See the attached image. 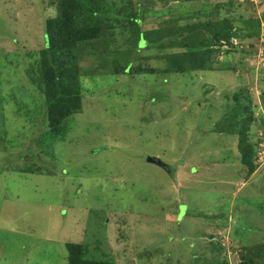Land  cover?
<instances>
[{"label": "rangeland", "instance_id": "374dc122", "mask_svg": "<svg viewBox=\"0 0 264 264\" xmlns=\"http://www.w3.org/2000/svg\"><path fill=\"white\" fill-rule=\"evenodd\" d=\"M224 1L127 0L124 7L144 10L139 23L156 32ZM249 1L229 11L256 15L257 37L224 44L207 71L138 73L165 71L158 55L172 51L134 52L121 43L127 23L113 21V41L81 47L82 107L56 136L45 95L29 73L46 45L54 6L0 0V264H69L68 242L117 264H194V253L204 264L219 245L229 264H242L244 245L253 253L262 246L264 0ZM116 2L117 11L124 8ZM116 62L135 70L117 73ZM241 89L259 142V166L248 180L238 173L237 136L215 131L233 104L226 96Z\"/></svg>", "mask_w": 264, "mask_h": 264}, {"label": "trees", "instance_id": "16d2710c", "mask_svg": "<svg viewBox=\"0 0 264 264\" xmlns=\"http://www.w3.org/2000/svg\"><path fill=\"white\" fill-rule=\"evenodd\" d=\"M227 1L216 5L205 4L210 8L208 12L198 10L199 12L195 14L197 19L189 20L181 26L170 28L166 25L161 30L151 32L139 23L142 22L141 18L145 16V11L124 7L129 5L127 0H120L124 7L120 11L116 9L118 4L116 0H48L49 4L54 6L55 16L46 20V45L38 51L34 67L33 65L30 67L29 73L31 72L32 80L45 95L49 133L63 135L67 131L64 121L82 107V84L78 63L81 47L86 48L96 40H104L109 44L115 38L116 24L127 23L122 31L121 43L128 48L131 46L134 52L151 49L152 46L158 50L172 51L168 55L166 53L158 55L167 61L168 68L165 71L160 68H147L139 69L138 73H156L159 70L170 74L213 70V56L223 53L224 44L231 45L233 39L240 36L257 37L261 29V21L256 15H248V12L241 11L234 15L238 17L235 19L229 11L237 4L241 7L243 3L251 4V1ZM115 20L117 23L114 25ZM234 21L237 24L241 22L245 27L236 26ZM133 70L116 62L117 73L125 74ZM226 99L233 104L228 107L230 109L221 121H217L215 131L237 136L240 157L238 173L242 179L248 180L259 166L257 148L259 142L254 141L251 135V124L256 116L247 90L236 91L231 98L226 96ZM165 166L169 169L167 164ZM258 212L264 214V209L260 208ZM221 216L227 218L228 213ZM244 246L246 247L241 253L242 264H264V242L255 253L252 252L251 245ZM67 250L69 264H117L113 260L101 257L102 252L100 255L98 252H90L86 244L68 242ZM216 250L218 254L210 259H204V264H229L227 257L222 258L224 247L219 245ZM245 250L247 253H244ZM200 256L198 258L197 253H194V264H203Z\"/></svg>", "mask_w": 264, "mask_h": 264}, {"label": "water", "instance_id": "95a60500", "mask_svg": "<svg viewBox=\"0 0 264 264\" xmlns=\"http://www.w3.org/2000/svg\"><path fill=\"white\" fill-rule=\"evenodd\" d=\"M148 161L150 163H154V164H157V165H165V163H163L160 159H156L154 157H148Z\"/></svg>", "mask_w": 264, "mask_h": 264}]
</instances>
